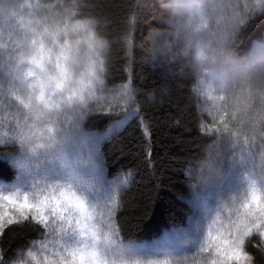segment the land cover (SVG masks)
I'll return each instance as SVG.
<instances>
[{
    "label": "snow or ice",
    "instance_id": "1",
    "mask_svg": "<svg viewBox=\"0 0 264 264\" xmlns=\"http://www.w3.org/2000/svg\"><path fill=\"white\" fill-rule=\"evenodd\" d=\"M58 6L59 0H0V105L16 113L0 132V149H10L0 152V237L9 225L38 226V239L26 249L34 264H190L164 247L175 233L148 245L127 239L117 222L122 192L135 175L128 170L105 180L100 146L137 121L151 165V132L131 79L97 95L107 42L97 38L94 21L69 23L68 9L62 14ZM163 7L175 18L176 44L154 48L150 59L187 58L198 78L194 94L211 101L204 111L213 123H201L200 131L212 137V150L188 202L199 211L206 188L232 182L214 208L203 209L202 220L183 230L181 243L204 257L200 264H252L246 242L264 252V33L241 45L264 25V0H170ZM123 43L131 45L130 34ZM96 114L117 119L103 134L85 130L84 121ZM15 259L0 250V264Z\"/></svg>",
    "mask_w": 264,
    "mask_h": 264
},
{
    "label": "trees",
    "instance_id": "2",
    "mask_svg": "<svg viewBox=\"0 0 264 264\" xmlns=\"http://www.w3.org/2000/svg\"><path fill=\"white\" fill-rule=\"evenodd\" d=\"M14 5L21 0H11ZM33 5L58 4V0H23ZM170 0H59L63 8L55 10L64 14L69 23L76 19L94 21L97 38L107 42L103 52L105 62L104 83L97 95L111 90L131 79L137 90L140 114L151 132V165L146 157L145 137L137 121H131L122 130L105 140L100 148L105 156L104 178L115 180L132 170L135 182L121 195L123 207L117 213V222L127 229V239L152 245L161 242L165 233H175L164 247L177 255L189 256L191 248L181 243L184 231L203 218V209L214 208L227 193L231 181L224 188L209 186L203 191L202 207L195 211L188 202L192 186L199 188L195 173L208 159L212 150V137L200 131V124H212V117L204 111L211 101L194 94L197 75L187 58L164 63L159 58L150 59L154 48L175 47L173 25L175 18L163 7ZM75 13V16L72 15ZM22 15L26 13L21 12ZM130 19L134 26L129 27ZM5 25L0 24V29ZM264 33V25H257L249 39ZM131 45L125 46L123 37L129 35ZM76 37L70 36V41ZM0 43L3 40L0 39ZM155 97L149 100L148 95ZM16 115L5 112L0 105V132L8 130L6 120ZM117 117L110 114L90 115L84 121L85 130L103 134ZM10 151V149H0ZM191 174H188V173ZM14 170L11 179H15ZM9 179V170H5ZM86 180L91 179L87 170ZM178 197H183L180 199ZM146 222L141 225V221ZM139 226V227H138ZM38 226L9 225L0 237V250L6 257H26L30 240L38 239ZM123 235V232H122ZM260 244L258 237L252 238ZM245 250L253 257L252 264H264V252L259 247Z\"/></svg>",
    "mask_w": 264,
    "mask_h": 264
},
{
    "label": "rangeland",
    "instance_id": "3",
    "mask_svg": "<svg viewBox=\"0 0 264 264\" xmlns=\"http://www.w3.org/2000/svg\"><path fill=\"white\" fill-rule=\"evenodd\" d=\"M175 254V253H174ZM176 256H184V257H187L190 261V264H191V261L192 260H195V264H200V261L202 259H204V257H200V256H197L196 253H191L189 256H186V255H177L175 254ZM14 264H34V261L32 260V258L28 257L27 254H26V257H23V256H18L16 257L15 261H14Z\"/></svg>",
    "mask_w": 264,
    "mask_h": 264
}]
</instances>
